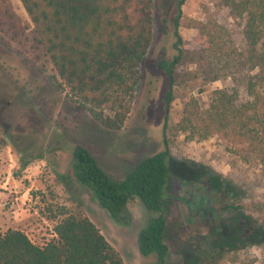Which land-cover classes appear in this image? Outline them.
<instances>
[{"label": "trees", "instance_id": "16d2710c", "mask_svg": "<svg viewBox=\"0 0 264 264\" xmlns=\"http://www.w3.org/2000/svg\"><path fill=\"white\" fill-rule=\"evenodd\" d=\"M184 1H175L170 24L163 19L171 31L173 53L160 55L156 63L168 78L164 148L141 159L119 181L81 144L72 150L77 183L112 218L120 221L134 198L153 212L138 231L137 249L142 256L153 255L154 264H171L164 200L170 147L180 136L199 141L221 135L242 145L243 158H253L264 176V0L216 1L236 22L239 39L212 15L183 18ZM20 2L31 25L17 15L10 0H0V44L39 70H49L53 88L102 129L123 128L142 78L140 65L154 38L156 0ZM182 29L192 31L189 40ZM220 79H229L230 85L212 89L207 105H201L195 92ZM180 95L181 115L171 121V103ZM225 208L229 212L236 206L226 203ZM51 212L54 236L43 244L20 229L0 233V264H126L80 208ZM222 226L200 247L208 261L257 242L253 230L247 233L239 224Z\"/></svg>", "mask_w": 264, "mask_h": 264}, {"label": "rangeland", "instance_id": "374dc122", "mask_svg": "<svg viewBox=\"0 0 264 264\" xmlns=\"http://www.w3.org/2000/svg\"><path fill=\"white\" fill-rule=\"evenodd\" d=\"M10 1L17 15L30 23L20 0ZM175 1L156 0L154 38L140 65L142 78L129 119L117 131L102 129L55 90L49 70H39L0 44V233L20 229L34 243L43 244L54 236L51 211L80 208L126 264H154L153 255L142 256L137 249L138 231L153 212L134 198L121 220H115L77 183L71 162L73 147L81 144L119 181L141 159L164 148L168 78L156 63L160 55L173 53L171 31L163 19L171 23ZM216 1L185 0L182 17L212 15L239 39L236 22ZM181 33L187 40L193 35L191 30ZM229 85V79L216 80L195 95L205 106L212 89ZM182 102L180 95L171 103V121L181 115ZM244 154L242 145L221 135L199 141L180 136L170 147L164 209L171 264H264V176L254 159L245 160ZM226 203L236 208L226 212L222 209ZM222 224L223 229L239 224L247 233L253 230L257 242L208 261L200 247Z\"/></svg>", "mask_w": 264, "mask_h": 264}]
</instances>
